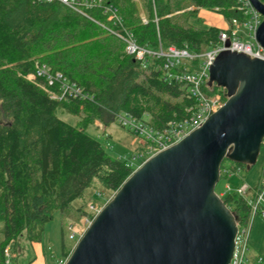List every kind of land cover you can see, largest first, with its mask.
Returning a JSON list of instances; mask_svg holds the SVG:
<instances>
[{"label": "trees", "instance_id": "obj_1", "mask_svg": "<svg viewBox=\"0 0 264 264\" xmlns=\"http://www.w3.org/2000/svg\"><path fill=\"white\" fill-rule=\"evenodd\" d=\"M78 1L96 2L85 10L89 19L57 2L0 0V264L5 248L16 254L20 235L40 242L56 213L62 221L86 215L87 189L98 185L114 195L137 168L87 132L94 119L108 125L118 114L130 115L161 131L189 117L197 102L172 75L194 73L198 56L217 43L221 30L202 24L200 9L227 23L246 20L236 0ZM103 7L115 9L119 21L107 22ZM128 35L152 51L174 47L196 56L171 68L163 58L141 62L125 51ZM65 85L79 94L64 92ZM201 89L226 100L221 87L204 83ZM60 114L79 120L71 124ZM221 200L236 225L246 227L245 199L231 191ZM63 238L61 226L67 258Z\"/></svg>", "mask_w": 264, "mask_h": 264}, {"label": "water", "instance_id": "obj_2", "mask_svg": "<svg viewBox=\"0 0 264 264\" xmlns=\"http://www.w3.org/2000/svg\"><path fill=\"white\" fill-rule=\"evenodd\" d=\"M248 2L263 17L254 37L264 50V3ZM208 69L206 84L225 90L224 103L131 173L64 264H229L237 226L214 189L224 160L249 169L258 158L264 59L224 50Z\"/></svg>", "mask_w": 264, "mask_h": 264}, {"label": "built area", "instance_id": "obj_3", "mask_svg": "<svg viewBox=\"0 0 264 264\" xmlns=\"http://www.w3.org/2000/svg\"><path fill=\"white\" fill-rule=\"evenodd\" d=\"M41 1L47 3H60L76 11L84 17H87V15L85 14V10L96 5L95 1H84L82 3H80L78 0ZM236 2L238 3V9L244 12L246 20L241 23L236 20H231L228 23L227 28H223L219 31L217 43L211 46L206 52L198 56L201 63L194 73L172 75L176 80L184 81L188 85V92L190 96L195 98L197 102L196 108L190 111V115L185 121L178 124L168 123V127L164 130L155 131L145 124L138 122L130 115H118V122L123 128H129L133 131L134 136L141 137L143 141L148 143L139 154L134 155L130 159V165H133L136 159L146 157L147 155V157L152 156L153 154L168 148L172 144L177 143L190 131L199 127V125L202 124L212 112H215L222 105L223 102L220 93L208 95L201 89L203 84L207 82L209 65L212 64L213 59L219 54V52L230 50L235 51L236 53H243L250 58H255L256 56H258L264 59V50L256 42L254 37V32L262 22L263 17L251 7L248 0H236ZM103 13L107 16V20H110V22L119 21V17L115 9L111 7H103ZM92 21L95 22L94 20ZM95 23L99 26H102L97 22ZM239 27L245 29L246 38H244L243 35L240 34ZM111 33L114 34V32ZM114 35L120 37L117 34ZM124 41L126 44L125 51L128 55H133L135 59L140 60L141 62H145L148 58H163L165 60V68H171L173 66L180 65L184 61H190L193 59V57L196 56L189 54L185 49L177 50L174 47H169L167 51H162L161 49L152 51L147 48L138 46L135 41L131 37H129V35L128 38L124 39ZM226 42H228V46H226ZM46 71L47 69H45L44 67H40L39 74H45ZM56 77H58V74L56 75ZM28 78L33 79L32 76H29ZM48 83L51 84L52 80L49 79ZM63 91L71 92L74 95L79 94L78 89H73L66 85L63 86ZM52 98H55V96H52ZM262 148L264 149V138L260 145V149ZM231 170L236 171L233 167L231 169H226L225 173L228 174ZM231 191H235L240 197L245 199L246 203L249 206V218L246 227H239L236 225L237 233L235 237V246L229 264H253L254 262L259 263L260 261H262V258L260 256L257 257L252 263H249L246 237L249 230L248 226L251 223V220L256 215L264 219V171L257 187L250 188L247 184H241L234 188L230 184H225L223 186L222 192H220L218 196L221 198L224 194ZM248 193H251L250 198H247ZM86 207L87 213L83 216V222L88 226L95 215L99 212V209L93 203H90ZM68 231L71 232L70 238H73L75 232H73L70 226L68 227ZM3 253L5 258L4 264H10V261L13 258L14 254L8 247L4 249Z\"/></svg>", "mask_w": 264, "mask_h": 264}, {"label": "rangeland", "instance_id": "obj_4", "mask_svg": "<svg viewBox=\"0 0 264 264\" xmlns=\"http://www.w3.org/2000/svg\"><path fill=\"white\" fill-rule=\"evenodd\" d=\"M202 12L203 14H207V16L213 18V20H210V23L220 26L222 27V29L228 27L229 22L227 23L224 18L222 19L216 12L205 9H202ZM200 19L202 20L203 24L204 20L202 18ZM215 20H217L218 22H214ZM107 22H110V20H108ZM107 28L111 29L109 25L107 26ZM239 30L240 34H242L243 37L246 38L245 29L239 27ZM118 115H116L115 118H113L112 122H110V124L108 125L104 124L97 118L94 119L91 125L87 128V132L92 135V137L101 141V143H103L104 147L112 156L125 157L130 160L134 155L139 154L148 143L143 141L141 137L134 136L133 131L129 128H123L118 122ZM120 115L124 116V114ZM60 116L63 120L71 124H76L79 120L77 117H72L66 114H60ZM147 156L136 159L134 162V164H136L135 167L138 168L147 158L150 157ZM233 167L236 171L231 170L230 173H225L226 169H231ZM220 170L221 173L219 181L214 189L217 195L222 192L223 186L225 184H230L232 186L247 184L250 188H255L260 182L264 171V149H260L256 163L249 169H246L244 165L237 166L236 164L228 160H224L221 163ZM250 195L251 193H248L247 198H250ZM112 197V193L103 191L98 185H96L95 187H91L85 191L86 200L84 203L86 204V206H88L90 203H93L99 210H101L104 204L110 201ZM80 203L81 200H75L73 202V205L75 207H78L80 206ZM83 208H85V205L83 206ZM83 216L73 217L62 221L60 215L56 213L53 219L45 224L43 236L40 242H37L35 244H39L42 246L41 251L42 254H44L43 256L45 257L47 264L65 263L66 256L61 255V226H64V244L66 246V249L70 251L87 228V225H85L83 222ZM69 226L73 230V232H75L73 238H70L71 232L68 231ZM248 229L249 230L247 232L246 241L248 245L249 263H252L259 256L262 257L264 263V219L256 215L251 220ZM16 248L17 252L13 255L10 264H30L34 255L31 245L27 241L24 234L18 237Z\"/></svg>", "mask_w": 264, "mask_h": 264}, {"label": "crops", "instance_id": "obj_5", "mask_svg": "<svg viewBox=\"0 0 264 264\" xmlns=\"http://www.w3.org/2000/svg\"><path fill=\"white\" fill-rule=\"evenodd\" d=\"M219 16L223 19V17L221 15H219ZM198 17H200L204 20L203 24H205L206 26H212V27H217L219 29H222V27L217 26L213 23H210L211 22L210 20H213V18L210 16H207V14H203L202 9L199 10ZM207 22H209V23H207ZM214 22H218V21L215 20ZM30 245H31L32 252L34 255L30 264H47L45 257L43 256L44 254H42V251H41L42 246L39 244H35V243H30Z\"/></svg>", "mask_w": 264, "mask_h": 264}]
</instances>
